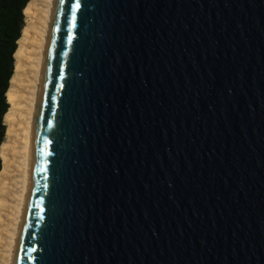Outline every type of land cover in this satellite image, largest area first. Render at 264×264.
Wrapping results in <instances>:
<instances>
[{
	"label": "water",
	"instance_id": "1",
	"mask_svg": "<svg viewBox=\"0 0 264 264\" xmlns=\"http://www.w3.org/2000/svg\"><path fill=\"white\" fill-rule=\"evenodd\" d=\"M11 264H264V0H54Z\"/></svg>",
	"mask_w": 264,
	"mask_h": 264
},
{
	"label": "bare ground",
	"instance_id": "2",
	"mask_svg": "<svg viewBox=\"0 0 264 264\" xmlns=\"http://www.w3.org/2000/svg\"><path fill=\"white\" fill-rule=\"evenodd\" d=\"M54 0H29L24 26L13 54L14 68L6 91L10 105L0 144V264H11L28 183L33 116Z\"/></svg>",
	"mask_w": 264,
	"mask_h": 264
},
{
	"label": "trees",
	"instance_id": "3",
	"mask_svg": "<svg viewBox=\"0 0 264 264\" xmlns=\"http://www.w3.org/2000/svg\"><path fill=\"white\" fill-rule=\"evenodd\" d=\"M28 1L0 0V144L6 129L3 116L10 105L6 98V91L14 68L13 54L24 26L23 9ZM1 164L0 158V169Z\"/></svg>",
	"mask_w": 264,
	"mask_h": 264
}]
</instances>
